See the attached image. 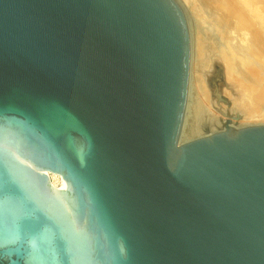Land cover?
<instances>
[{
  "label": "water",
  "instance_id": "obj_1",
  "mask_svg": "<svg viewBox=\"0 0 264 264\" xmlns=\"http://www.w3.org/2000/svg\"><path fill=\"white\" fill-rule=\"evenodd\" d=\"M190 58L179 0H0V264H264V125L182 142Z\"/></svg>",
  "mask_w": 264,
  "mask_h": 264
},
{
  "label": "rangeland",
  "instance_id": "obj_2",
  "mask_svg": "<svg viewBox=\"0 0 264 264\" xmlns=\"http://www.w3.org/2000/svg\"><path fill=\"white\" fill-rule=\"evenodd\" d=\"M250 1L249 4L245 0H179L191 43L184 141L202 136L204 127L217 131L227 117L234 127L264 125V102L259 111L262 115L258 116H244L240 103V96L248 88L242 83V73L250 72L255 61L246 54L250 48L244 47V34L233 8L251 17L264 39V11L261 16L257 13L264 0ZM262 78L264 84V75ZM209 119L215 125H209L206 122Z\"/></svg>",
  "mask_w": 264,
  "mask_h": 264
},
{
  "label": "bare ground",
  "instance_id": "obj_3",
  "mask_svg": "<svg viewBox=\"0 0 264 264\" xmlns=\"http://www.w3.org/2000/svg\"><path fill=\"white\" fill-rule=\"evenodd\" d=\"M245 2L249 4L251 3L250 0H245ZM260 5V11H257L259 16L263 15L262 11H264V3L261 2ZM233 12L237 16L239 29L243 31L244 34V47L250 48V51H248L246 54H248L249 57L255 61V66L251 68L250 72L248 71L247 73H242V83H244L245 87H248L246 88V91L242 93V96H240V103L241 106H243L242 111L245 113L244 116L262 115L259 111L261 104L264 102V84H262V76L264 75V39L259 33V30L256 28V23L251 17L246 15V13H244L239 8H233ZM206 122H208L209 125H215L214 120L209 119ZM181 141L185 142L182 138V134ZM50 179L54 186H57L58 188L60 187V180L55 175H50Z\"/></svg>",
  "mask_w": 264,
  "mask_h": 264
}]
</instances>
